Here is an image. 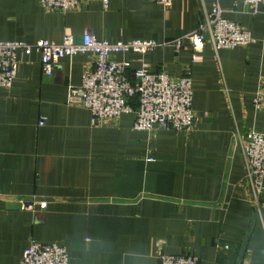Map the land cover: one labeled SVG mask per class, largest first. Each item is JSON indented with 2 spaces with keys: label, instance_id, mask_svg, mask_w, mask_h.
I'll return each mask as SVG.
<instances>
[{
  "label": "crops",
  "instance_id": "0c3cea01",
  "mask_svg": "<svg viewBox=\"0 0 264 264\" xmlns=\"http://www.w3.org/2000/svg\"><path fill=\"white\" fill-rule=\"evenodd\" d=\"M217 6L255 43L177 52L176 41ZM88 30L112 43L165 44L144 64L174 80L190 71L200 121L191 132H138L130 113L93 127L90 111L67 101L94 57L61 59L46 76L38 53L19 52L13 86L0 87V264H22L31 240L65 247L69 264H160L161 252L264 264V208L254 210L242 151L250 132L264 135L254 105L264 85V0H176L167 10L153 0L93 1L69 12L0 0V42L80 43ZM141 58L113 56L132 70Z\"/></svg>",
  "mask_w": 264,
  "mask_h": 264
},
{
  "label": "built area",
  "instance_id": "2783aa9c",
  "mask_svg": "<svg viewBox=\"0 0 264 264\" xmlns=\"http://www.w3.org/2000/svg\"><path fill=\"white\" fill-rule=\"evenodd\" d=\"M100 1L104 7L110 0H40L41 7L48 12H69L85 2ZM163 8L171 9L176 0H153ZM259 5L263 0H247ZM255 43L250 31L223 18L217 6L212 12L205 11L199 28L176 41L177 52L192 47L197 53L206 44L216 50L234 49ZM154 40H134L112 43L99 40L91 30L85 32L80 43L66 36L62 44L42 40L35 44L26 42H0V87L11 88L18 73V53H38L43 72L51 76L54 65L61 59L90 54L94 57V68L85 73L80 86L69 88L68 105L80 106L90 111L92 126L103 127L121 120L125 114H136L134 130L153 133L158 130L191 132L200 118L193 109V87L190 71L174 80L166 71L152 72L144 64V56L158 47ZM117 54L140 56L142 67L132 70L130 62L113 59ZM196 61V57H194ZM138 101V109L133 101ZM255 108L264 113V85L254 99ZM45 120L40 122L43 126ZM242 151L247 169V180L254 193V210L261 215L264 208V135L250 132L242 139ZM34 204L28 209L33 211ZM42 207L45 204H41ZM229 249V246H225ZM160 264H204L192 255L159 254ZM22 264H69L65 247L58 244H42L31 240L23 253Z\"/></svg>",
  "mask_w": 264,
  "mask_h": 264
},
{
  "label": "trees",
  "instance_id": "16d2710c",
  "mask_svg": "<svg viewBox=\"0 0 264 264\" xmlns=\"http://www.w3.org/2000/svg\"><path fill=\"white\" fill-rule=\"evenodd\" d=\"M133 107H134L135 110L138 109V101L137 100L133 101Z\"/></svg>",
  "mask_w": 264,
  "mask_h": 264
}]
</instances>
